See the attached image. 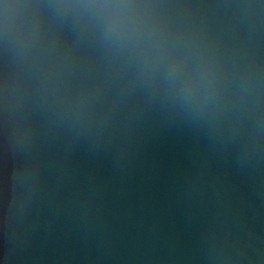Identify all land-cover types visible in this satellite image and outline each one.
Wrapping results in <instances>:
<instances>
[{
    "label": "water",
    "instance_id": "water-1",
    "mask_svg": "<svg viewBox=\"0 0 264 264\" xmlns=\"http://www.w3.org/2000/svg\"><path fill=\"white\" fill-rule=\"evenodd\" d=\"M0 250L264 264V0H0Z\"/></svg>",
    "mask_w": 264,
    "mask_h": 264
}]
</instances>
